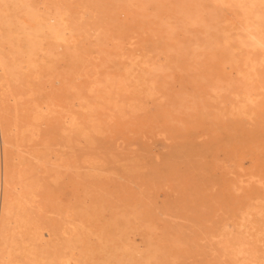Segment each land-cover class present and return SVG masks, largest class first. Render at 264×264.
I'll return each instance as SVG.
<instances>
[{"label": "rangeland", "instance_id": "374dc122", "mask_svg": "<svg viewBox=\"0 0 264 264\" xmlns=\"http://www.w3.org/2000/svg\"><path fill=\"white\" fill-rule=\"evenodd\" d=\"M208 1L0 0V123L53 224L41 264H264V0Z\"/></svg>", "mask_w": 264, "mask_h": 264}, {"label": "bare ground", "instance_id": "6f19581e", "mask_svg": "<svg viewBox=\"0 0 264 264\" xmlns=\"http://www.w3.org/2000/svg\"><path fill=\"white\" fill-rule=\"evenodd\" d=\"M127 1V0H126ZM194 1V0H193ZM208 1V0H207ZM213 1V0H212ZM211 0H210V2H212ZM142 2V1H141ZM210 2L208 1V3L210 4ZM218 2V1H217ZM14 3H15V1H14ZM44 4V3H43ZM195 4H196V2H195ZM206 4V3H205ZM212 4V3H211ZM25 5V4H24ZM28 5V4H27ZM143 5V4H142ZM197 5V4H196ZM219 6H221L220 5V3L218 4ZM12 6V5H11ZM26 6V5H25ZM25 6H23L22 5V7H25ZM32 6V5H31ZM48 6V5H47ZM212 6V5H211ZM13 7V6H12ZM21 7V8H22ZM30 7V6H29ZM43 7V6H42ZM57 7H59V6H57ZM56 7V8H57ZM128 7V6H127ZM213 7V6H212ZM28 9V6L27 7H25V9ZM31 8V7H30ZM50 8V7H49ZM55 8V7H54ZM217 8V7H216ZM47 9H48V7H47ZM47 9L46 10H44L45 12H46V14H47ZM58 9V8H57ZM220 9V8H219ZM217 10L218 12L219 11H221V9L220 10ZM36 10V9H35ZM42 10V9H41ZM56 10V9H55ZM58 10H60V7H59V9ZM62 10V9H61ZM66 10V9H65ZM116 10V9H115ZM38 11V10H37ZM63 11V10H62ZM117 11V10H116ZM115 11V12H116ZM216 11V12H217ZM27 12H29L30 13V15H32L31 14V12L30 11H27ZM26 12V13H27ZM39 12H40V10H39ZM61 12V11H60ZM67 12V11H66ZM189 12V11H188ZM4 13V12H3ZM29 13H27L28 15H29ZM32 13H34L33 11H32ZM38 13V12H37ZM37 13L35 14V15H37ZM41 13V12H40ZM58 13V12H57ZM61 13H64V12H61ZM69 13H71V12H69ZM110 13H113V12H110ZM187 13V12H186ZM45 14V13H44ZM55 14H56V11L54 12V14H53V16L52 17H54L55 16ZM65 14V13H64ZM64 14L63 15H60V18L61 17H63L64 16ZM68 14V13H67ZM190 14V13H189ZM188 14V15H189ZM217 14V13H216ZM216 14H215V16H216ZM2 15V14H1ZM41 15H42V13H41ZM40 15V16H41ZM48 15H51V14H48ZM47 15V17H49ZM71 15V14H70ZM69 15V16H70ZM73 15V14H72ZM119 15V14H118ZM217 15H219V13L217 14ZM33 16V15H32ZM39 16V15H38ZM37 16V17H38ZM39 16V17H40ZM43 16V15H42ZM41 16V18L43 19V17ZM46 16V15H45ZM65 16H66V14H65ZM64 16V17H65ZM182 16H183V14H182ZM185 16H186V14H185ZM192 16V15H191ZM190 16V17H191ZM28 17V16H27ZM47 17H46V19H47ZM67 17V16H66ZM72 17V16H71ZM184 17V16H183ZM182 17V18H183ZM187 17H189V16H187ZM195 17V16H194ZM30 18H31V16H30ZM34 18V17H33ZM59 18V16H58V20L60 19ZM129 18V17H128ZM186 18V17H185ZM214 18V17H213ZM218 18H219V16H218ZM35 19H36V17H35ZM35 19H33L31 22H33ZM38 19V18H37ZM41 19V20H42ZM50 19H52L51 17H50ZM69 17H67V19H65V20H67V22H70L69 20ZM180 19H181V17H180ZM210 19V18H209ZM23 20H24V18H23ZM38 20H40V19H38ZM38 20H36V21H38ZM40 20V21H41ZM48 20H49V18H48ZM47 20V22H48V24H49V21ZM58 20L56 21L55 19L53 20V21H56V22H54V23H56V24H60V20H59V22H58ZM61 20H62V18H61ZM63 20H64V18H63ZM183 20V19H182ZM190 20H191V18H190ZM189 20V21H190ZM200 20V19H199ZM53 21H52V23H53ZM189 21H187V22H189ZM193 21V20H192ZM207 21H209V20H207ZM211 21V20H210ZM217 21V20H216ZM225 21V20H224ZM223 21V22H224ZM28 22L29 23H31L30 21H27V24H28ZM45 22H46V20H45ZM45 22L43 21V23L45 24ZM63 22L64 21H61V28H62V30L64 31V29L66 30V32L68 33V31H70V29L72 28V27H70L69 25H71V24H69V23H66V24H68V27H70V28H68V31H67V28L65 27H63L62 26V24H63ZM184 22V21H183ZM191 22V21H190ZM212 22V21H211ZM218 22V21H217ZM222 21L219 23V24H221V23H223ZM34 23V22H33ZM43 23H42V25L41 24H39V25H41L42 27H43ZM184 23H186V19H185V22ZM260 23V22H259ZM32 24V23H31ZM36 24H37V22L35 23V27H37L36 26ZM50 24H51V22H50ZM49 24V25H50ZM65 23H64V25H66ZM192 24V23H191ZM218 24V25H219ZM226 24V23H225ZM53 26H55L54 24H52ZM202 25V24H201ZM209 25V24H208ZM11 26V25H10ZM24 26H25V24H24ZM24 26H23V30H25L24 29ZM45 27H46V24L44 25ZM67 26V25H66ZM72 26V25H71ZM203 26V25H202ZM210 26V25H209ZM220 27H224V25H219ZM28 27V26H27ZM30 27V26H29ZM28 27V28H29ZM31 27H33V25L31 26ZM42 27H39V29L40 28H42ZM45 27H43V28H45ZM261 27V26H260ZM49 28V29H48ZM47 29L49 30V33H51V27H48ZM218 28V27H217ZM20 29H21V27H20ZM31 29V28H30ZM37 29V28H36ZM35 29V30H36ZM39 29H37L38 31H40ZM47 29H46V32H47ZM53 29V28H52ZM207 29V28H206ZM219 29V28H218ZM23 30H21V31H23ZM29 30V29H28ZM32 30V29H31ZM34 30V29H33ZM37 30L35 31V32H37ZM73 30V29H72ZM71 30V31H72ZM7 31V30H6ZM10 31V30H9ZM54 30H52V32H53ZM57 30H55V32L54 33H52V34H54V35H52V36H54V37H57L58 35L57 34H59V33H57L56 32ZM63 31H60V32H62L63 33V35L66 33H64ZM70 31V32H71ZM2 32V31H1ZM25 32H27V30H25ZM24 32V33H25ZM29 32H32V31H29ZM35 32H32V33H34V36H36L35 35ZM42 32V31H41ZM41 32H39V33H41ZM46 32H44V33H46ZM215 32V31H214ZM23 34V32H19V34ZM55 33H57V34H55ZM212 33V32H211ZM220 33V32H219ZM21 34V36H26V34H24V35H22ZM29 34H31V33H29ZM37 34V33H36ZM48 34V33H47ZM47 34L44 36V37H47V38H45V40L46 39H50V37L48 38V36H47ZM221 34V33H220ZM219 34V35H220ZM11 35V34H10ZM32 35L33 34H31V37H32ZM41 35H43V34H41ZM57 35V36H56ZM61 35V34H60ZM68 36H69V33L67 34ZM66 34H65V38L67 39V36ZM218 35V36H219ZM39 36V35H38ZM211 36V35H210ZM216 37L217 39L218 38H220V36L219 37ZM28 36H26V38H27ZM30 37V36H29ZM29 37H28V39H29ZM30 37V38H31ZM60 36H58V38H59ZM63 37V36H62ZM62 37H60V39L62 40L63 38ZM223 36H222V34H221V38H222ZM255 37V36H254ZM52 38V37H51ZM57 38V39H58ZM64 38V39H65ZM69 38H71V37H69ZM68 38V39H69ZM214 38V37H213ZM225 38V37H224ZM224 38H222V39H219V40H223ZM32 39V38H31ZM31 39H29V44L31 43ZM33 39L34 40H38L39 39V37L38 38H34L33 37ZM60 39H59V41H60ZM40 40L42 41V40H44V39H42V36H41V38H40ZM53 40H55V38H53L52 39V41ZM225 40V39H224ZM222 41L223 43H225V41ZM11 41V40H10ZM26 42H27V39L25 40ZM39 41V40H38ZM56 41V40H55ZM54 41V42H55ZM59 41H58V43H59ZM63 41H66V40H63ZM68 41H70L71 42V40H68ZM208 41H209V39H208ZM216 41V40H215ZM34 42V41H33ZM40 42V41H39ZM47 42H49V40L47 41ZM69 42V43H70ZM210 42H211V40H210ZM219 42V41H218ZM221 42V41H220ZM12 43V42H11ZM68 42L67 43H64V44H62L63 45V47L66 45V44H69ZM209 43V42H208ZM32 45H33V43H31ZM60 44H61V42H60ZM59 44V45H60ZM210 44V43H209ZM214 44V43H213ZM254 44H256V45H258L259 44V42L258 41H255L254 42ZM40 45H41V43H40ZM102 45V44H101ZM11 46V45H10ZM39 47V46H38ZM60 47H61V45H60ZM208 47H209V45H208ZM212 47V46H211ZM15 48V47H14ZM66 48V47H65ZM64 48V49H65ZM25 49V48H24ZM31 49V48H30ZM39 49H40V47H39ZM67 49V48H66ZM21 50V49H20ZM32 50V49H31ZM22 52V51H21ZM20 52V53H21ZM36 52H37V50H36ZM15 54V53H14ZM49 54V53H48ZM50 55V54H49ZM7 59V58H6ZM0 60H1V58H0ZM15 60V59H14ZM30 61V60H29ZM14 62V61H13ZM19 62V61H18ZM25 62V61H24ZM12 63V62H11ZM30 66H31V64H30ZM29 66V67H30ZM11 67V66H10ZM16 67V66H15ZM27 67V66H26ZM3 67H1V69H0V71H5V68H4V70L2 69ZM14 68V67H13ZM13 68H12V70H13ZM29 69V68H28ZM1 72V73H2ZM7 73V71L5 72V74ZM8 73H9V71H8ZM7 73V74H8ZM6 74V75H7ZM11 74V73H10ZM9 74V75H10ZM5 75V76H6ZM2 77V76H1ZM3 78H4V76H3ZM5 80V79H4ZM2 85V84H1ZM2 91V90H1ZM3 93V92H2ZM11 94V93H10ZM3 95V94H2ZM15 95V94H14ZM23 95V94H22ZM16 96V95H15ZM15 96H13V97H15ZM21 96V95H20ZM6 97H8V96H6ZM5 98V95H3L2 97H1V93H0V112L1 113H3L4 112V110H10V109H6L5 107H4V103L5 104H7L6 102H4V101H6V100H4L3 101V99ZM18 98H20V97H18ZM18 98H16L15 97V99L17 100ZM12 99V98H11ZM13 100V102L16 104V101H14V99H12ZM45 100V99H44ZM26 101V100H25ZM4 102V103H3ZM22 102V101H21ZM31 102V101H30ZM28 103V102H27ZM35 103H37V101L35 102ZM44 103V102H43ZM50 103V102H49ZM15 104H14V106H15ZM13 105V104H12ZM43 105V104H42ZM7 107H8V105H6ZM13 106V107H14ZM26 106V105H25ZM44 106V105H43ZM9 108V107H8ZM33 108H36V107H33ZM38 108H39V106L37 107V110H38ZM45 108H48V107H46L45 106ZM17 109H18V107H17ZM16 109V110H17ZM42 109V108H41ZM30 110V109H29ZM31 110H32V108H31ZM40 110V109H39ZM35 111V109L33 110V112ZM11 112V111H10ZM10 112H7L8 114L10 113ZM26 112V111H25ZM29 112V111H28ZM39 112V111H38ZM40 112H42V110L40 111ZM45 112V111H44ZM36 113H37V111H36ZM35 113V114H36ZM11 114V113H10ZM1 116H3L2 114H0ZM4 115H5V113H4ZM7 115V114H6ZM5 115V116H6ZM28 115V114H27ZM42 114H40V116H41ZM8 116V115H7ZM6 116V117H7ZM32 116V115H31ZM39 116V115H38ZM4 117V116H3ZM9 118V117H8ZM7 118V119H8ZM34 118H36V117H34ZM40 118V117H39ZM0 119H2V118H0ZM10 119V118H9ZM36 119H38V118H36ZM35 119V120H36ZM4 120V118L2 119V121ZM9 122H11V121H9ZM9 122H8V124H9ZM3 123V122H2ZM2 123H0L3 127H2V130H1V138H2V144H3V152H2V162H3V185H2V193H1V204H0V264H41L40 262H42V261H44V260H42V258H40L41 260H39L38 259V261H37V256H39L40 254V252H42V251H38V254H37V250L39 249H35V247H38V245L37 244H39L38 242H36L39 238H41V236L43 235V232L44 231H46L45 232V236H46V238L48 239V237H49V235H50V237H51V235H53V229H51V231H52V234H50L49 233V228H51V227H49V226H53V224H51V222H50V224L47 226L46 225V222H48V220H49V218H46L45 217V215H49V214H44L43 216L46 218L45 219V224L43 223H41V221H39L40 222V225L41 226H43V225H45L46 226V230H45V228H40L39 229V222L36 224V222L38 221V220H35L34 218L36 217V215H35V217H34V215H32L33 217V219L35 220V222H34V220H32L31 219V214L33 213L32 211H30L31 210V208H30V206L32 205V203L30 202V200H29V198H28V196L31 194V193H33L32 191H30V190H28V187H29V185L25 182V179L22 181V182H20L19 184H18V186H16V187H14L13 186V184H14V181H12L10 178L12 177V176H19L17 173L15 174V175H12V176H10L11 174H9V161L12 163V161L14 160H12V155H10V157H9V153L10 152H8V150H9V148H7V146H8V144H9V146H10V143H8V141H7V137L9 136L8 135V129H9V127H11L10 125H9V127L7 128V125L5 124V125H3ZM4 123H7V122H4ZM12 123V122H11ZM25 124V123H24ZM27 124V123H26ZM28 125V124H27ZM14 127L15 126H18V125H16V123H15V125H13ZM32 126V125H31ZM37 126V125H36ZM13 127V128H14ZM28 128L26 125L24 126V129L22 130V131H26V130H28V129H26V128ZM30 127V126H29ZM46 127V126H45ZM12 129V128H11ZM26 129V130H25ZM10 130V129H9ZM14 130V129H13ZM31 130L32 129H30V133H31ZM15 131H16V129H15ZM18 131V130H17ZM22 131H18V133H20V132H22ZM33 131V130H32ZM43 131H45V130H43ZM35 132H37V131H35ZM34 132V133H35ZM13 133V132H12ZM15 133V132H14ZM23 133V132H22ZM22 133H20V134H22ZM27 133V132H26ZM38 133H40V130L38 131ZM16 134V133H15ZM20 134H18L17 136H18V138L20 137L19 135ZM43 134V133H42ZM11 135V134H10ZM28 135V134H27ZM33 135V134H32ZM38 135V134H37ZM37 135H35V136H37ZM12 136V135H11ZM16 136V137H17ZM29 136V135H28ZM34 136V137H35ZM13 137V136H12ZM16 137L15 138H13L14 140H16ZM22 137V136H21ZM24 137H26V136H24ZM9 138V137H8ZM11 138V137H10ZM23 138V137H22ZM22 138H20V140L22 139ZM29 138H31V136L29 137ZM33 138V137H32ZM24 139V138H23ZM26 139V138H25ZM18 140V139H17ZM19 140V141H20ZM33 140H35V139H33ZM29 141H30V139H29ZM14 142V141H13ZM38 142V141H37ZM18 143V142H17ZM17 143L15 142L14 144V146L16 147V145H17ZM12 144V143H11ZM40 144H42V146H43V148L45 147V146H48V145H43V143H40ZM8 146V147H9ZM13 146V147H14ZM18 146V145H17ZM41 146V147H42ZM10 147H12V146H10ZM38 147V146H37ZM42 148V149H43ZM48 148V147H47ZM47 148H44V149H47ZM8 149V150H7ZM11 149V148H10ZM41 149V150H42ZM38 150V149H37ZM10 151H12V150H10ZM42 151H44V150H42ZM41 151V152H42ZM40 152V153H41ZM46 154H48L47 153V151H44ZM31 153V152H30ZM36 153L38 154V152L36 151ZM36 153H34V154H36ZM12 154V153H11ZM33 155V153H32V155H31V157H32V159H34L36 162H33V164L35 163V164H39L38 166H42L43 168H44V171L43 172H45V170H47L48 169V171L50 172V170H52V169H50V168H47L46 169V167H49L48 165L46 166V164H48V163H50V158H48L45 154V157H43V156H41V157H39V155ZM42 154V153H41ZM54 154V153H53ZM49 155V154H48ZM50 155H51V153H50ZM49 155V156H50ZM30 157V158H31ZM42 157H43V159H42ZM11 158V159H10ZM18 158V157H17ZM16 158V159H17ZM19 159V158H18ZM32 159H30L31 160V162H32ZM49 159V160H48ZM60 159V158H59ZM24 160V159H23ZM13 164V163H12ZM30 164H32V163H30ZM29 164V165H30ZM33 164L31 165L32 167H33ZM35 164H34V167H35ZM51 164V163H50ZM14 165V164H13ZM13 165H11V166H13ZM16 165H14V167H15ZM30 166V167H31ZM38 166H36V168L38 167ZM54 166V165H53ZM13 167V168H14ZM29 167V168H30ZM28 168V167H27ZM40 168V167H39ZM38 168V169H39ZM42 169V168H41ZM50 169V170H49ZM23 170V169H22ZM34 170V172H29L30 174L31 173H35L36 171L35 170H37V169H33ZM43 170V169H42ZM19 171V170H18ZM21 171V170H20ZM19 171V172H20ZM38 171V170H37ZM12 172V171H11ZM17 172V171H16ZM39 172V171H38ZM47 172V171H46ZM48 172V173H49ZM52 172V171H51ZM21 173V172H20ZM23 173H24V170H23ZM28 173V172H27ZM28 173V174H29ZM41 173V172H40ZM47 173V174H48ZM12 174H14V173H12ZM25 174V173H24ZM46 174V173H45ZM36 175H37V177H38V173H36ZM23 177V175L22 174H20V177ZM32 176V178H33V176L34 175H31ZM20 177H18V179L21 181L22 179H20ZM36 177V176H35ZM55 178V177H54ZM13 179H14V177H13ZM15 179H17V177H15ZM14 179V180H15ZM27 180H31V179H27ZM11 181L13 182V184L11 183ZM32 181V180H31ZM31 181H29L28 183L30 184V183H32ZM33 181H35V180H33ZM1 182H2V180H1ZM36 182V181H35ZM35 182H33V183H35ZM37 182H39V179L37 180ZM33 183H32V185L30 186V188L32 189V190H34V189H37V188H32V187H34L33 186ZM15 184H16V182H15ZM14 184V185H15ZM36 187H39L38 185H36ZM35 193V192H34ZM34 193H33V195H34ZM48 194V193H47ZM35 196V195H34ZM31 197V196H30ZM44 198V197H43ZM34 199V198H33ZM45 199V198H44ZM44 199H40V202L41 201H44ZM48 199V198H47ZM32 200V199H31ZM35 200V199H34ZM46 200V199H45ZM47 201V200H46ZM32 202H34L35 203V201H32ZM49 202V201H48ZM30 203H31V205H30ZM44 203H45V201H44ZM49 204V203H48ZM29 206L28 208L30 209L28 212H27V210H26V208H25V206ZM33 207H34V205H32ZM43 206V205H42ZM33 207H32V210H33ZM37 207V206H36ZM42 208H44V207H42ZM44 209H46V208H44ZM43 209V210H44ZM49 209V208H48ZM40 211V210H39ZM29 212H31V214L29 215ZM34 212H35V210H34ZM42 212V211H41ZM42 213H44V212H42ZM33 214H35V213H33ZM38 217H40V216H37L36 218H38ZM44 217H42L43 219H41V220H44ZM38 219H40V218H38ZM48 219V220H47ZM49 221H51V220H49ZM39 225V226H38ZM42 229H44V231L41 233L39 230H42ZM81 230H82V228H80ZM79 229V230H80ZM76 230H78V228L76 229ZM80 230V231H81ZM79 232V231H78ZM39 233H41V236H40V234ZM80 236V235H79ZM42 239V238H41ZM40 239V240H41ZM78 239V238H77ZM80 239V238H79ZM254 240V239H253ZM252 240V241H253ZM259 239H257V241H258ZM41 241H43V239L41 240ZM48 241V240H47ZM75 241V240H74ZM77 241V240H76ZM255 241V240H254ZM256 241V242H257ZM260 242L262 241V240H259ZM264 241V240H263ZM36 243V245H35V243ZM44 243H47L46 241H43ZM256 242L253 244L252 242H248L249 244L248 245H250V244H253L254 246H255V244H256ZM42 243V242H41ZM44 243H42L43 244V246H44ZM239 243V242H238ZM258 243V242H257ZM261 243H264V242H261ZM41 244V245H42ZM49 244V243H48ZM230 245V243L227 241V245ZM244 245V242L242 243V241H241V245ZM247 244V243H246ZM40 245V246H41ZM46 245V244H45ZM239 245V244H238ZM252 245V246H253ZM48 246V245H47ZM46 246V248H48ZM245 246V245H244ZM263 246V245H262ZM261 246V247H262ZM225 248L226 247H228V246H224ZM230 247V246H229ZM229 247H228V249H229ZM250 247V246H249ZM41 248V247H40ZM43 248V247H42ZM41 248V249H42ZM224 248V251L226 250H228L227 248L225 249ZM239 248H240V245H239ZM247 248H248V246H247ZM247 248H244L243 250H245V249H247ZM251 248V247H250ZM254 248L255 247H253V250H254ZM51 249H52V247H51ZM252 249V248H251ZM256 249V248H255ZM257 249H259L258 247H257ZM261 249V248H260ZM40 250V249H39ZM43 250H44V248H43ZM242 250V249H241ZM242 250V251H243ZM250 249H248V251H249ZM264 250V249H263ZM49 251H50V249H49ZM52 251V250H51ZM83 251V250H82ZM230 250H228L227 252H229ZM44 253L42 254L41 253V255L43 256L44 254H45V256L44 257H46V251H43ZM46 252V253H45ZM233 251H230V253H232ZM238 252H240V251H238ZM237 252V253H238ZM255 252V251H254ZM246 253V251H244L243 252V254H245ZM248 254H247V256H249V260L251 261V263L252 264H258V263H256L258 260L259 261H261L260 259H259V255H257V256H259L258 257V260L257 261H255L256 260V258L257 257H255L254 256V254H253V252H247ZM52 254H55V253H53L52 252ZM235 255H236V253H234ZM48 255H49V253H48ZM229 255H231V254H228V256ZM51 256V255H50ZM49 256V260L48 261H50V258L51 259H54V257L52 258V256L50 257ZM59 255H57L56 257L57 258H55L56 260L57 259H59V261H61V259L58 257ZM242 256V258L244 259V255H241ZM261 256H263L262 254H261ZM39 257H41V256H39ZM38 257V258H39ZM44 257H43V259H44ZM79 257V256H78ZM83 257V259L85 258L84 256H82ZM232 257H233V254H232ZM236 257V256H235ZM47 258H45L46 260H47ZM239 258H241L240 256H239ZM238 258V256H237V259H239ZM263 258V257H262ZM78 259V258H77ZM230 259H231V256H230ZM233 259V258H232ZM235 259V258H234ZM246 259V258H245ZM244 259V260H245ZM255 259V260H254ZM85 260V259H84ZM243 260V261H244ZM54 261V260H53ZM59 261H57V263L58 264H68V262L67 263H65V262H63V261H61V263H59ZM64 261H65V259H64ZM78 261V260H77ZM80 262L82 261V260H79ZM248 261V260H247ZM46 263L45 264H51L52 262H47V261H45ZM83 262V261H82ZM82 262H81V264H82ZM53 263H55V262H53ZM52 263V264H53ZM56 263V264H57ZM76 263V262H75ZM261 263H263V262H261ZM73 264V263H72ZM84 264V263H83ZM243 264V263H242ZM246 264V263H245ZM247 264H250V263H247Z\"/></svg>", "mask_w": 264, "mask_h": 264}]
</instances>
